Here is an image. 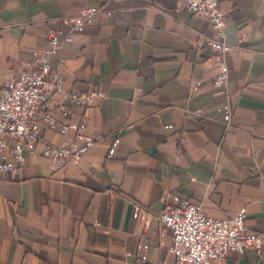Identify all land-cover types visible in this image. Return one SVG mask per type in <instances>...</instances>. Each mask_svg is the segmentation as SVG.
Here are the masks:
<instances>
[{"label":"crops","instance_id":"1","mask_svg":"<svg viewBox=\"0 0 264 264\" xmlns=\"http://www.w3.org/2000/svg\"><path fill=\"white\" fill-rule=\"evenodd\" d=\"M187 1L0 0V86L36 69L32 54L49 47L53 32H69L62 18L94 7L100 14L70 33L49 64L64 94L105 95L82 107L49 94L57 129L40 125L44 143L73 140L59 126L82 120L100 140L64 165L38 143L0 182V264H177L172 231L160 223L173 197L211 219L244 209L248 231L264 239V0L220 4L231 47L225 96L213 86L218 68L203 40L217 33ZM211 264H264V250Z\"/></svg>","mask_w":264,"mask_h":264},{"label":"built area","instance_id":"2","mask_svg":"<svg viewBox=\"0 0 264 264\" xmlns=\"http://www.w3.org/2000/svg\"><path fill=\"white\" fill-rule=\"evenodd\" d=\"M222 1L188 0L186 9L193 15L207 19L217 33V39L203 40L212 50L218 68L213 86L225 96L229 79L225 58L231 47L224 41L225 15L220 7ZM99 14V9L91 7L83 9L75 16L62 18L69 32H53L48 37L49 47L42 54H32L36 69L26 71L0 86V182L13 174L17 165L23 164L25 151L29 155L34 154L38 143L44 145V157L53 164L64 165L79 161L100 140L97 135L85 133L83 120L59 126L58 132L62 137H66L69 130L75 133L73 140L64 141L60 146L44 143L40 131L41 124L50 130L57 129V122L47 111L49 94L52 91L82 107L105 96L99 90L83 93L71 91L64 94L61 77L51 73L49 64V59L58 53L62 45L70 42V33L83 32ZM106 15L111 13L107 12ZM195 91L196 87L193 88V92ZM58 110L62 117L69 116L64 105L59 104ZM221 119L227 130L232 119L227 103L221 109ZM118 144L119 140L115 139L108 150L109 156L114 154ZM173 198L175 206L162 213L160 223L172 231L173 247L170 252L175 255L177 264H211L212 261H223L232 253L243 255L248 250L263 253V236L248 231L244 209L232 219H211L204 215L202 207L179 197ZM142 249L147 250L148 247L143 246Z\"/></svg>","mask_w":264,"mask_h":264}]
</instances>
